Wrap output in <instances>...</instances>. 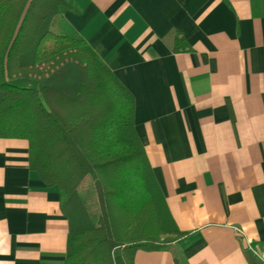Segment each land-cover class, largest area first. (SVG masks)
I'll return each instance as SVG.
<instances>
[{
  "label": "crops",
  "instance_id": "0c3cea01",
  "mask_svg": "<svg viewBox=\"0 0 264 264\" xmlns=\"http://www.w3.org/2000/svg\"><path fill=\"white\" fill-rule=\"evenodd\" d=\"M70 1L50 28L84 39L133 96L168 225L185 233L134 262L260 264L247 245L264 249V0ZM173 30L191 50L171 51ZM60 203L28 141L0 137V264H63Z\"/></svg>",
  "mask_w": 264,
  "mask_h": 264
},
{
  "label": "trees",
  "instance_id": "16d2710c",
  "mask_svg": "<svg viewBox=\"0 0 264 264\" xmlns=\"http://www.w3.org/2000/svg\"><path fill=\"white\" fill-rule=\"evenodd\" d=\"M67 9L77 11L70 0H0V137L26 139L29 169L59 187L69 219L63 264H136V250H164L185 233L168 225L133 96L84 39L50 28ZM165 40L174 53L191 50L179 31ZM87 180L95 224L79 199Z\"/></svg>",
  "mask_w": 264,
  "mask_h": 264
},
{
  "label": "rangeland",
  "instance_id": "374dc122",
  "mask_svg": "<svg viewBox=\"0 0 264 264\" xmlns=\"http://www.w3.org/2000/svg\"><path fill=\"white\" fill-rule=\"evenodd\" d=\"M75 74H76V77L78 80V73H77L76 69H75ZM63 80L61 81L62 83L60 85H66L69 83V81H63ZM0 96H1V93H0ZM79 199H80L81 203L84 205V207H85V209H86V211L90 217L91 222L93 224H95L96 220H97L98 210H97V206H96L95 193H94L92 183L90 180L85 181L84 185L82 186L81 190L79 191Z\"/></svg>",
  "mask_w": 264,
  "mask_h": 264
},
{
  "label": "built area",
  "instance_id": "2783aa9c",
  "mask_svg": "<svg viewBox=\"0 0 264 264\" xmlns=\"http://www.w3.org/2000/svg\"><path fill=\"white\" fill-rule=\"evenodd\" d=\"M247 248L254 254L260 264H264V249L259 250L250 244L247 245Z\"/></svg>",
  "mask_w": 264,
  "mask_h": 264
}]
</instances>
